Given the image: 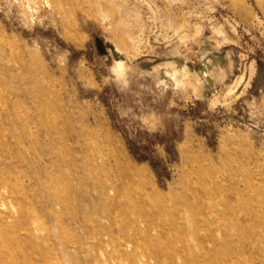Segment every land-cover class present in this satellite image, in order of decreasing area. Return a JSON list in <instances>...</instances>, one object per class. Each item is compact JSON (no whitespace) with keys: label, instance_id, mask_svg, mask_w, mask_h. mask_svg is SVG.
I'll return each instance as SVG.
<instances>
[{"label":"rangeland","instance_id":"obj_1","mask_svg":"<svg viewBox=\"0 0 264 264\" xmlns=\"http://www.w3.org/2000/svg\"><path fill=\"white\" fill-rule=\"evenodd\" d=\"M0 32V235L28 224L19 243L61 264H105V233L207 243L178 213L235 179L257 193L264 264V0H0Z\"/></svg>","mask_w":264,"mask_h":264},{"label":"bare ground","instance_id":"obj_2","mask_svg":"<svg viewBox=\"0 0 264 264\" xmlns=\"http://www.w3.org/2000/svg\"><path fill=\"white\" fill-rule=\"evenodd\" d=\"M1 42L7 43L2 32H0V45ZM6 59L0 53V68L10 71L7 67L9 61ZM253 72L254 67L252 66L251 73ZM244 84L245 75L243 74L228 89L227 94L234 95L244 87ZM234 181V188H220L205 191L201 196H193V206L189 205L185 210L188 216L178 213V219L189 223L191 226L189 230H193L195 234L197 233L195 236H199L200 239H203L202 241L207 243H144L145 247L139 251L138 249L142 245L135 243L130 236L125 235L121 239L103 231L102 233H105L112 242L95 244L102 250L103 262L111 263L114 259V252L118 253L122 264H191L192 262L196 264H254L256 261L260 262L259 256L263 243H257L260 238V231L257 227L259 213L254 204L245 202V196H248L249 201H252L256 199L257 193L247 183L242 189L239 182L236 183L235 179ZM6 183V180H0V188H4L11 195L10 197L14 198L13 192L4 185ZM102 192L106 199L111 198L109 197L110 193L108 194L104 190ZM109 192H114V190L111 188ZM58 204V201L53 200L49 210L56 219H58L56 211ZM195 209L204 211L206 216H199ZM2 218L0 216V222H3ZM157 224L156 222L151 223L159 234L166 235L178 229L184 231L186 228V224L177 222L172 224L174 226L172 228H170L169 222ZM0 226L4 233L11 228L10 223H0ZM21 230L25 232L26 239L33 236V228L28 224H25L24 227L19 225L13 235H0V264H61L58 258L50 255L51 250L46 249L45 246H29L33 243H26L25 246H22L17 237V232ZM102 236L103 234H101ZM236 238L239 239V243H234ZM107 244L110 245L111 251L104 249ZM70 247L74 254L70 255L68 248L65 253L67 252L66 255L72 259L79 260L86 252L84 243H73ZM95 261L96 264H101V259L96 258Z\"/></svg>","mask_w":264,"mask_h":264}]
</instances>
